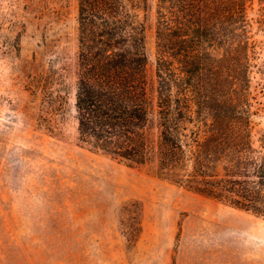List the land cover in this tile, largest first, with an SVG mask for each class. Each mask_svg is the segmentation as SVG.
<instances>
[{
    "label": "rangeland",
    "instance_id": "374dc122",
    "mask_svg": "<svg viewBox=\"0 0 264 264\" xmlns=\"http://www.w3.org/2000/svg\"><path fill=\"white\" fill-rule=\"evenodd\" d=\"M246 12L245 101L264 129V0ZM78 15V0H0V264H264V217L79 139Z\"/></svg>",
    "mask_w": 264,
    "mask_h": 264
},
{
    "label": "trees",
    "instance_id": "16d2710c",
    "mask_svg": "<svg viewBox=\"0 0 264 264\" xmlns=\"http://www.w3.org/2000/svg\"><path fill=\"white\" fill-rule=\"evenodd\" d=\"M79 139L264 217V129L250 86L246 0H157L155 98L148 0H78Z\"/></svg>",
    "mask_w": 264,
    "mask_h": 264
}]
</instances>
